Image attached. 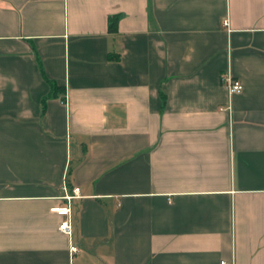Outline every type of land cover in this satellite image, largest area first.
Segmentation results:
<instances>
[{"label": "crops", "instance_id": "0c3cea01", "mask_svg": "<svg viewBox=\"0 0 264 264\" xmlns=\"http://www.w3.org/2000/svg\"><path fill=\"white\" fill-rule=\"evenodd\" d=\"M221 261L264 264V0H0V264Z\"/></svg>", "mask_w": 264, "mask_h": 264}, {"label": "built area", "instance_id": "2783aa9c", "mask_svg": "<svg viewBox=\"0 0 264 264\" xmlns=\"http://www.w3.org/2000/svg\"><path fill=\"white\" fill-rule=\"evenodd\" d=\"M219 81H220L221 86L224 88L228 98L231 95L239 94L242 90L240 83L237 80L233 79L229 75V73L222 74L220 76ZM77 197H78V189L77 188H72L70 190L69 194H68V192H64V189H63V195H62L61 199L63 201H65L66 206L57 207V208H53L50 210L51 213H54L55 215L64 218L59 223L57 229L60 233L64 234L68 238L70 237V234H71L70 216H69L70 215V207H69V205H70L71 200H73ZM76 251H77V248L74 245L69 244L68 253L73 254ZM219 264H231V263H226V262L221 261V262H219Z\"/></svg>", "mask_w": 264, "mask_h": 264}, {"label": "trees", "instance_id": "16d2710c", "mask_svg": "<svg viewBox=\"0 0 264 264\" xmlns=\"http://www.w3.org/2000/svg\"><path fill=\"white\" fill-rule=\"evenodd\" d=\"M116 20H117V17L114 16V17L109 21V23H110L109 25L112 26L113 29H114V27H115Z\"/></svg>", "mask_w": 264, "mask_h": 264}]
</instances>
